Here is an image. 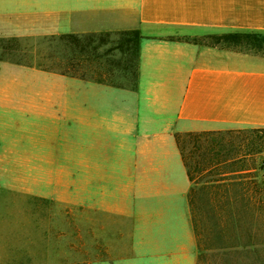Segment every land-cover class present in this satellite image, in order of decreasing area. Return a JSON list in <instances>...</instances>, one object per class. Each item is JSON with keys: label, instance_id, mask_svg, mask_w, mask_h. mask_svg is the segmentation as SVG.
I'll use <instances>...</instances> for the list:
<instances>
[{"label": "crops", "instance_id": "0c3cea01", "mask_svg": "<svg viewBox=\"0 0 264 264\" xmlns=\"http://www.w3.org/2000/svg\"><path fill=\"white\" fill-rule=\"evenodd\" d=\"M136 31L135 89L17 62L1 46L0 162H82L86 226L107 253L197 264V238H217L198 212L220 208L189 173L216 171L193 168L183 141L264 129V55L211 42L264 33V0H0V44Z\"/></svg>", "mask_w": 264, "mask_h": 264}, {"label": "rangeland", "instance_id": "374dc122", "mask_svg": "<svg viewBox=\"0 0 264 264\" xmlns=\"http://www.w3.org/2000/svg\"><path fill=\"white\" fill-rule=\"evenodd\" d=\"M223 37L224 35L214 36L211 42L257 53L245 44L235 45ZM101 38L107 41L106 45L98 46L97 50L89 48L86 51L92 64L88 71L78 70L77 67L71 70L70 60L80 54L75 48H67L59 42V38L44 39L38 47L29 41H3L0 47H3L5 57L17 62L37 64L48 70L76 73L87 78L102 77L105 82L117 86H132L137 73L134 51H129L126 47L109 51L116 48L123 38L120 34H98L94 47L100 44ZM106 63L110 64L108 70H99V66ZM87 66L90 68L88 64ZM98 73L103 76H98ZM198 140L201 143L196 148L193 143ZM254 141L261 142L264 146L263 130L242 129L219 136L186 138L183 143L189 164H193L194 168L195 161H204L199 164L205 169L209 166L208 161L228 160L238 156L239 146L245 144L247 149V145ZM263 158L264 155L258 157L259 160ZM82 175V162H0V264L144 263L122 249L118 258L112 257L103 249L98 237V227L86 226ZM198 213L203 217L206 235L208 228H211L217 238H247L246 227L242 224L238 237H234L236 230L231 222H217L218 225H214L211 219L229 214V210H209L204 205ZM209 225L212 227H208ZM199 258L197 238V264Z\"/></svg>", "mask_w": 264, "mask_h": 264}, {"label": "trees", "instance_id": "16d2710c", "mask_svg": "<svg viewBox=\"0 0 264 264\" xmlns=\"http://www.w3.org/2000/svg\"><path fill=\"white\" fill-rule=\"evenodd\" d=\"M120 35L123 38L119 40L117 47L111 48L109 51L126 47L127 50L134 51L137 63L140 33L137 31L125 32ZM97 37L98 34L59 37V42L67 48H75L80 54V56H73L70 60L69 67L71 70L76 67L79 68L78 70L83 69L85 71L91 69L90 66L92 64L90 57L86 53L87 49L93 48V50H97L98 46L107 44V41L101 38L100 44L94 47ZM223 38L235 45L245 44L256 50L258 54L264 55V33H231L225 34ZM87 64L90 68H88ZM108 66H110L109 63L101 65L99 70H105ZM136 68H138V63ZM65 74H69V72ZM71 74L78 75L76 73ZM99 75L103 76V74L98 73ZM94 79L105 82L102 77ZM136 86L137 73L132 86L117 87L135 89ZM259 130L264 131V129ZM219 147L221 148L222 146ZM182 149L184 153V148ZM238 150L237 155L242 154L243 146H239ZM220 154L218 153V155ZM245 155V159L243 156L237 157L229 163L225 160L208 161V168L213 166L216 172L205 177L197 178L192 173H189L191 181L195 182L197 186L210 189L211 198L208 199L210 204L217 206V208L219 207L222 211L229 210V214L215 216L211 219L214 221V225H218L216 224L217 222H231L236 230L234 237H238L242 224L246 227L247 233V238H198L200 250L198 264H264V174H261L264 171V158L262 160L258 159V157L264 155L263 144L256 141L250 143L245 149ZM185 162H187L186 159ZM249 163L250 169L248 168ZM221 167H228L231 170L230 175L225 176V173H221ZM244 171H246L245 174L243 173ZM243 209L244 214L242 215Z\"/></svg>", "mask_w": 264, "mask_h": 264}]
</instances>
